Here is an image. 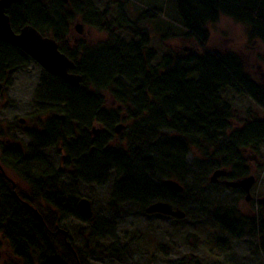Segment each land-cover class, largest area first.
I'll return each mask as SVG.
<instances>
[{
	"label": "trees",
	"instance_id": "obj_1",
	"mask_svg": "<svg viewBox=\"0 0 264 264\" xmlns=\"http://www.w3.org/2000/svg\"><path fill=\"white\" fill-rule=\"evenodd\" d=\"M47 1L23 0L8 13L16 31L33 25L43 34L56 38L84 74L82 86L72 88L61 77L46 73L36 97L54 112L52 123L41 119L37 130H27L38 148L64 144L68 166L75 170L67 172L71 176L101 182L114 170L117 173L115 203L134 199L141 201L144 208L161 200L174 205L176 194L172 189L163 183L150 182L147 174L155 175L156 169L170 167L171 173L177 174L180 154L192 146L210 147V156L218 159L220 166L243 167L241 149L258 150L264 145V119L252 120L243 128L228 132L234 105L225 97L226 91L232 89L246 94L264 110V82L257 81L247 71L236 52L213 50L209 46V26L226 15L247 25L251 42L264 44V0H170L173 10L140 0L142 12L131 17L121 6L113 18L110 6L101 11L91 0H70L87 22L108 33V41L91 51L83 46L67 49L65 40L73 13L65 8V0H50L49 4L56 5L52 11ZM152 23L159 26L162 23L163 35L168 38H175L177 30L184 38L195 40L200 51L171 50L163 54L159 64H153L158 51L152 45ZM119 32H127L136 39L127 41ZM22 59L25 62L28 58L21 49L0 42V78L5 77L7 68L25 66ZM104 91L115 101L111 110L104 108L107 102ZM129 120L132 124L127 128ZM96 121L103 128L93 139L90 132ZM121 122L125 125L118 131ZM119 135L121 139L127 137L124 146L117 141ZM150 143L151 152H148ZM16 148L19 155L22 148ZM22 163V159L15 158L12 163L6 162L12 167H21ZM24 176L36 190L35 207H40L44 199L63 217L86 219L79 209L77 191L68 187L63 190L55 171L47 170L39 175L28 169ZM14 190V182L0 175V245L7 241L22 264H87L81 250L74 245L78 259L64 234H53V230L61 228L56 225V213L47 216L48 207L45 213L39 210L44 220L38 219L19 199L21 193ZM189 217L187 213L182 219L174 218L173 237L197 238L202 248L210 247V241L227 245L208 216L204 217L211 224L205 226H201L205 220L199 219L197 225L190 223ZM90 231L99 237L114 236L112 226L102 225L97 229L93 225ZM260 243L264 258V224ZM174 264L192 263L183 259Z\"/></svg>",
	"mask_w": 264,
	"mask_h": 264
},
{
	"label": "rangeland",
	"instance_id": "obj_2",
	"mask_svg": "<svg viewBox=\"0 0 264 264\" xmlns=\"http://www.w3.org/2000/svg\"><path fill=\"white\" fill-rule=\"evenodd\" d=\"M91 1L101 11L110 6L111 18L117 15L121 6L131 17L143 10L141 6L143 3L140 0L136 2L133 0ZM147 1H150L152 6L155 5L153 3H157L166 6L167 10L174 9L170 0ZM47 2L49 4L50 0ZM49 6L51 11L56 8L53 3ZM65 8L73 13V19L70 22L71 31L68 34L71 45L77 40L84 50L91 51L98 44H105L108 41V33L87 22L85 15L80 13L70 0L65 1ZM79 22L85 26L84 34L79 33L75 28ZM151 29H153L152 45L158 51V56L153 60L155 65L159 64L163 54L171 50L200 51L199 44L195 40L184 38L177 30L174 31L178 34L175 38L163 35L162 23L160 26L152 23ZM209 29L211 49L236 52L243 60L247 71L257 81L264 82V44L261 41L249 40L247 25L238 23L226 15L222 16L220 22L211 24ZM119 34L127 41L136 39L127 32H119ZM22 60L25 66L7 68L5 77L0 78V163L3 171L11 178L9 179L16 184L18 193H21L20 197L32 204L38 196L31 181L24 176L28 169L31 173L39 175L47 170L55 171L63 190L64 187L74 188L79 199L86 197L92 201L96 215L94 221L86 217V219L74 216L63 217L44 199L41 200L40 207L36 205L44 213L50 207L47 216L56 213V225L69 231V240L81 250L87 264H174L183 259L192 264L263 263L259 227L264 222L261 224L259 222L264 220V203L258 198L264 197V145H261L258 150L251 147L241 149V155L244 158L243 167L240 165L236 168L234 164L225 166L232 173L231 179L235 175L242 177L250 173H255L259 178L251 191L254 199L250 201L246 200V192L243 189L231 188L225 184H213L208 180L206 174L210 169L224 167L220 166L218 159L210 156L212 154L210 147L192 146L191 150L186 152L187 165L183 166L177 174L170 173L168 168L156 169L155 175L147 174V180L155 184L161 185L166 179L171 178L189 187L185 193L173 191L176 194L173 199L174 205L189 213L190 223L200 225L198 220L203 219L205 222L201 226L210 225L211 223L204 217L208 216L210 221L218 225L217 228L215 227L216 230L214 229L216 233L227 242L226 246H219L210 241V247H199L197 238L173 237L171 228L174 217L162 213L151 215L141 201L134 199L115 203L113 196L116 188V171H111L107 180L101 182L76 178L67 173L75 170L68 166V153L63 143L45 148L36 146L33 137L28 134V125L35 131L39 128L37 124L41 119L44 123L50 124L54 112L36 97L44 77V68L31 57H28L25 62L24 59ZM104 97L108 105L112 107L115 101L109 92L104 91ZM225 97L234 105L229 133L243 128L246 118L264 119V110L246 94L229 89ZM21 118H26L28 122H22ZM127 124L129 128L132 124L131 120ZM95 126L103 128L98 121L95 122ZM164 132L167 131L164 130ZM90 133L91 136L94 135L93 132ZM117 137L120 145L124 146L127 143V137L126 139H121L120 135ZM151 145V143L147 145L148 152H151ZM20 146L22 152L18 155L16 147ZM156 150L157 147L153 152L154 156ZM14 158L24 161L21 167L14 165L15 168L6 164V162L12 163ZM93 225L97 229L102 225L114 227V236L99 237L97 234H91ZM52 232L59 234L54 230ZM0 255V264H22V260L15 256L7 241L0 245ZM76 256L80 260L77 250Z\"/></svg>",
	"mask_w": 264,
	"mask_h": 264
},
{
	"label": "water",
	"instance_id": "obj_3",
	"mask_svg": "<svg viewBox=\"0 0 264 264\" xmlns=\"http://www.w3.org/2000/svg\"><path fill=\"white\" fill-rule=\"evenodd\" d=\"M23 0H0V42H6L24 51L29 57L33 58L38 64L42 65L48 72L61 76L65 79L68 84L72 87L81 86L82 75H78L75 72H69V70L76 69L77 65L74 60H72L66 53L62 52L59 48L58 42L53 37L44 36L36 27L33 25H26L21 28L20 31H16L11 20V16L8 10L16 3L22 2ZM76 29L81 33L83 31L82 23L76 25ZM64 119L65 116L62 115ZM22 122L26 123V119L22 118ZM121 126L117 127L120 131ZM0 169H2V174L8 178V174L3 171V166L0 163ZM222 171H217L215 173V178L223 174ZM242 181L229 180L225 185L231 188L243 189L246 193V199L250 200L252 188L256 182L254 175H248L242 177ZM11 179V178H10ZM164 184L170 189L177 193H182L184 191L183 185L178 181L172 179H167ZM15 193L16 184H14ZM264 203V198L261 199ZM29 207L34 210L36 217L40 220H44L42 214L38 209H36L31 204L27 203ZM174 205L170 201H157L147 207L148 213H162L168 216L184 218L186 217V211L181 208H173ZM80 212L87 218L94 220L95 213L93 209L92 201L89 198L82 197L79 200ZM56 233H63L67 240L69 247L76 254V249L74 245L69 241V231L63 228H58Z\"/></svg>",
	"mask_w": 264,
	"mask_h": 264
},
{
	"label": "bare ground",
	"instance_id": "obj_4",
	"mask_svg": "<svg viewBox=\"0 0 264 264\" xmlns=\"http://www.w3.org/2000/svg\"><path fill=\"white\" fill-rule=\"evenodd\" d=\"M77 65V64H76ZM75 73L76 74H78V75H82V81L81 82H83V79H84V74L83 73H81V72H79V70H78V68L76 67V71H75ZM107 101V100H106ZM107 107V110H111V109H113V107H110L109 105H108V101L107 102H105V104H104V108H106ZM123 115V114H122ZM22 119V118H21ZM26 119V118H25ZM254 121V120H256V119H254V118H246V121H244V123H243V127L245 126V124L247 123V122H251V121ZM27 121V120H26ZM124 125H125V123H123V122H121L120 124H118V126H121V127H124ZM246 149V148H245ZM189 150H186V151H182V154H180L181 156H180V159H179V161L176 163V170L177 171H180L181 170V168L183 167V166H185V165H187V153L186 152H188ZM238 166L236 165V168H237ZM168 170L170 171V173L172 172V168L170 167V168H168ZM111 171H114V170H111ZM110 171V172H111ZM211 171V172H210ZM217 171H222V172H224L223 174H221V175H219L218 177H214L215 176V173L217 172ZM109 172V173H110ZM233 172V171H232ZM210 174V175H209ZM232 173H231V171L229 170V169H227V168H225V167H217V168H212V169H210L209 170V172L206 174V175H208V180L211 182V183H213V184H225L227 181H229V180H237V181H242L243 180V178L242 177H240V176H237V175H235V176H233V179H231L230 178V175H231ZM0 175L1 176H4L3 174H2V169H0ZM171 179V178H170ZM167 180V179H166ZM165 180V181H166ZM172 180H174V181H176L175 179H172ZM190 184H191V182H190ZM190 184H187L188 186H190ZM256 184V183H255ZM254 184V185H255ZM183 185V184H182ZM227 186V185H226ZM183 187H184V190L186 191V189L188 190L189 189V187H186L185 185H183ZM254 187V186H253ZM14 189H15V187H14ZM14 192H15V190H14ZM19 197V199H21V201L24 203V205H26V206H28L27 205V203H29V204H31L32 206H34L35 207V204H32L31 202H29V201H27V200H24V199H22L20 196H18ZM79 204V203H78ZM153 204V203H152ZM31 208V207H30ZM36 209H38V210H40L38 207H35ZM173 208H178L177 206H174ZM179 208H181V207H179ZM32 209V208H31ZM182 209V208H181ZM33 210V209H32ZM146 211H147V208H146ZM33 212H34V210H33ZM94 213H95V211H94ZM35 214V213H34ZM151 215L153 214L152 212L150 213ZM186 214H187V212H186ZM187 216V215H186ZM87 218V217H86ZM95 218H96V215H95ZM173 218V217H172ZM174 218H177V217H174ZM89 219V218H88ZM180 219H182V218H180ZM91 221H94V220H92V219H90ZM217 224L215 223V227L217 228ZM256 231V230H255ZM259 233H261V227H259ZM65 236V235H64ZM219 236H221L220 234H219ZM222 237V236H221ZM69 239V238H68ZM72 244H73V242L71 241V240H69ZM66 242H67V240H66ZM68 244V243H67Z\"/></svg>",
	"mask_w": 264,
	"mask_h": 264
},
{
	"label": "flooded vegetation",
	"instance_id": "obj_5",
	"mask_svg": "<svg viewBox=\"0 0 264 264\" xmlns=\"http://www.w3.org/2000/svg\"><path fill=\"white\" fill-rule=\"evenodd\" d=\"M66 1V0H65ZM80 23V22H79ZM82 25H83V31L81 32V34H84V32H85V26H84V24L82 23ZM76 28V27H75ZM40 31V30H39ZM70 27H69V33H70ZM41 32V31H40ZM79 32V31H78ZM42 33V32H41ZM80 33V32H79ZM43 34V33H42ZM44 36H48V35H45V34H43ZM49 37H53V36H49ZM54 38V37H53ZM54 39H56V38H54ZM66 47H67V49H69V50H77L78 48H81V44L79 43V41H77V40H75L74 41V43L71 45V43H70V41H69V38L68 37H66ZM58 42V41H57ZM58 45H59V48H60V50L62 51V52H64V50H63V48H62V46L60 45V43H58ZM24 52V51H23ZM25 53V52H24ZM64 53H66V52H64ZM26 54V53H25ZM67 54V53H66ZM27 55V54H26ZM68 55V54H67ZM69 56V55H68ZM29 57V55H27V58ZM70 57V56H69ZM71 58V57H70ZM33 59V58H32ZM72 59V58H71ZM73 60V59H72ZM41 67H43L42 65H41ZM44 68V67H43ZM76 71V69H74V70H69V72H75ZM46 73H49V75L50 74H52V73H50V72H48L45 68H44V75L46 74ZM43 75V76H44ZM54 75V74H53ZM55 76H57V75H55ZM59 77H61V76H59ZM63 79V78H62ZM65 82H67L65 79H63ZM67 84H68V82H67ZM69 85V84H68ZM70 86V85H69ZM81 86H82V83H81ZM81 86H79V87H81ZM72 88H77V87H72ZM27 120V119H26ZM26 122H28V120L26 121ZM94 128H93V130L91 131V132H93V136H92V138L94 139L97 135H99L100 134V132L102 131V127L101 126H99V127H97V126H95V123H94V126H93ZM29 129H32V128H30V126L28 125V130ZM9 143H10V141H9ZM225 167V166H224ZM225 168H227V167H225ZM252 173H250V175H251ZM252 175H254V177H255V179H256V184L258 183V177L256 176V174L255 173H253ZM246 176V175H245ZM242 177H244V176H242ZM168 179H170V178H168ZM176 181H178V180H176ZM165 182V181H164ZM164 182H163V184H164ZM180 184H181V182L180 181H178ZM226 184V183H225ZM182 185V184H181ZM172 189V188H171ZM172 191H174V190H172ZM175 192V191H174ZM264 198V197H263ZM254 199V196L253 195H251V199L250 200H253ZM259 199V201H261V199L262 198H258ZM247 200V199H246ZM250 200H247V201H250Z\"/></svg>",
	"mask_w": 264,
	"mask_h": 264
}]
</instances>
